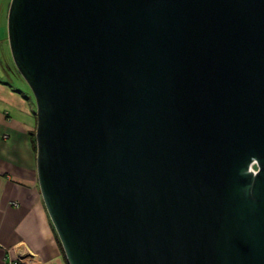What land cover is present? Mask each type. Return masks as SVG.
Wrapping results in <instances>:
<instances>
[{
    "label": "water",
    "instance_id": "obj_1",
    "mask_svg": "<svg viewBox=\"0 0 264 264\" xmlns=\"http://www.w3.org/2000/svg\"><path fill=\"white\" fill-rule=\"evenodd\" d=\"M8 37L68 264H264V0H12Z\"/></svg>",
    "mask_w": 264,
    "mask_h": 264
},
{
    "label": "crops",
    "instance_id": "obj_2",
    "mask_svg": "<svg viewBox=\"0 0 264 264\" xmlns=\"http://www.w3.org/2000/svg\"><path fill=\"white\" fill-rule=\"evenodd\" d=\"M0 73V264H68L37 174L36 102ZM27 86V87H26Z\"/></svg>",
    "mask_w": 264,
    "mask_h": 264
},
{
    "label": "rangeland",
    "instance_id": "obj_3",
    "mask_svg": "<svg viewBox=\"0 0 264 264\" xmlns=\"http://www.w3.org/2000/svg\"><path fill=\"white\" fill-rule=\"evenodd\" d=\"M11 1L12 0H0V73H7V79L13 81L15 84L22 82L28 85L18 72L10 49L8 37V13ZM28 87L31 91V95L34 97L29 85Z\"/></svg>",
    "mask_w": 264,
    "mask_h": 264
},
{
    "label": "trees",
    "instance_id": "obj_4",
    "mask_svg": "<svg viewBox=\"0 0 264 264\" xmlns=\"http://www.w3.org/2000/svg\"><path fill=\"white\" fill-rule=\"evenodd\" d=\"M19 85H21L20 82H19V84H15V83L13 84L14 87H18ZM22 85H23V83H22ZM18 88H20V87H18ZM33 136H34L35 148H36V150H37V145H36V144H37V143H36V133H34ZM58 241H59V244H60V247H61L62 251L64 252L63 246H62V244H61L59 238H58ZM64 253H65V252H64ZM66 259H67V258H66Z\"/></svg>",
    "mask_w": 264,
    "mask_h": 264
}]
</instances>
